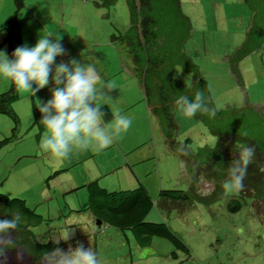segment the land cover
I'll list each match as a JSON object with an SVG mask.
<instances>
[{
  "label": "rangeland",
  "instance_id": "obj_1",
  "mask_svg": "<svg viewBox=\"0 0 264 264\" xmlns=\"http://www.w3.org/2000/svg\"><path fill=\"white\" fill-rule=\"evenodd\" d=\"M152 4L154 17L166 16L169 21H163L164 25L179 36L172 39L167 58L172 59L180 49L197 66L196 73L180 65L170 67L169 72L187 83L195 75L206 79L212 105L218 111L252 104L264 113L263 15L253 18L244 0H152ZM14 10L13 0H0V25L13 16ZM257 21L262 25H255ZM129 23L126 0H114L109 6H95L94 0H25L12 25L21 33L23 45L34 47L40 35L48 33L62 36L67 55L57 57L56 63L72 58L94 63L101 78L110 68L114 75L103 80L118 77L122 90L131 92L127 97L136 101L121 111L132 121L129 130L116 139L122 143V154L114 143L102 151L92 148L57 159L40 149L45 129L39 131L33 122L30 93L19 92L11 103L19 117L15 136L0 148V191L23 198L41 215L38 223L30 224L36 239H47L71 225L75 236L69 243L75 247L79 241L86 248L92 247L101 264H264V210L252 196H244L236 211L227 203L237 193L225 188L219 199L194 201L181 211L170 203L161 205L159 190L187 189L189 177L180 157L171 152V142L163 135L156 116L147 112L141 80L129 68L130 51L111 41V34L118 36ZM240 48L247 50L237 62L241 80L229 68V58ZM0 51L6 47L1 46ZM49 85L36 93L35 103L51 99L54 85ZM8 86L9 80L0 78V92ZM172 114L176 139L191 137L188 145L193 150L216 145L217 136L202 120L187 117L178 106L172 108ZM13 125L8 115L0 113V139L11 133ZM133 141L135 145H130ZM92 180L107 190L142 184L158 203L153 204L146 219L165 221L189 250L175 248L161 236H153L150 244L140 246L130 231L123 233L113 225L98 223L86 209L84 185ZM199 188L208 192L211 183L203 179ZM69 243L61 241V248L67 250Z\"/></svg>",
  "mask_w": 264,
  "mask_h": 264
},
{
  "label": "trees",
  "instance_id": "obj_2",
  "mask_svg": "<svg viewBox=\"0 0 264 264\" xmlns=\"http://www.w3.org/2000/svg\"><path fill=\"white\" fill-rule=\"evenodd\" d=\"M126 1L130 23L125 31L119 32L118 36L111 34V41L120 49L130 51L129 68L141 80L143 97L149 112L156 116L163 135L171 142V152L180 157L189 177L187 189H160L158 198L161 200V205L170 203L181 211L194 201L210 203L219 199L224 194L223 182L229 179L227 169L232 166L235 159L239 158L236 145L243 144L255 149L253 163L247 168L243 190L233 194L227 205L231 211H236L241 207L244 196L250 195L264 210V168L262 166L264 163V113L252 104L241 108L216 110L214 118L204 113H197L193 118L202 120L208 130L217 136L216 145L205 144L193 150L188 145L191 137L186 136L183 140L176 139L177 127L172 114V108L177 106L175 100L180 95L194 99L196 91L203 90L208 99L209 108H214L208 83L206 79L197 75L187 83L173 75L172 70L169 72L170 67L180 65L183 70L192 69L196 73L197 66L180 49L172 59L167 58L166 53H169L172 39L177 40L176 37L179 36L176 31L169 30V26L164 25L163 21H169L166 16L154 17L152 0ZM13 2L15 4L13 16L0 25V47H6L10 58L16 47L23 46L20 33L16 32L12 25L16 23V14L25 5V0H13ZM113 2L114 0H94L95 6H109ZM244 2L251 10L253 18L263 15L260 16L263 24L264 0H244ZM262 24L257 21L255 25ZM185 36L186 34L182 35L180 40L185 39ZM133 48H137L138 51H131ZM246 52L247 50L240 48L237 55L229 58V68L236 73L239 80L241 76L237 62ZM126 53L129 56V53ZM18 93L10 80L8 88L0 92V113L8 115L14 122L11 133L0 139V148L15 136L19 117L11 103L19 97ZM30 98L33 122L38 124L40 131L43 127L40 124L41 113L36 107L34 96L30 94ZM101 110L106 113L104 121L113 117L108 105H103ZM203 179L211 183L208 192H202L199 188ZM84 186L88 194L86 209L101 223L113 225L123 233L125 230L130 231L140 246L150 244L153 236H161L169 240L175 248L189 250L184 241L165 221L146 219L153 204L158 205V203L151 198L142 184L132 188L107 190L97 180H92ZM8 209H20L27 216L28 223L20 230L18 243L30 253V255L25 253L23 264H37L41 253L52 251L56 247L51 241L47 244L40 243L30 228L31 223H38L42 219L41 215L31 209L23 198L10 197L0 191V219L11 218L10 215L7 217L4 215ZM172 254L176 256L175 250H172ZM15 256L16 250H10L8 261H16Z\"/></svg>",
  "mask_w": 264,
  "mask_h": 264
},
{
  "label": "clouds",
  "instance_id": "obj_3",
  "mask_svg": "<svg viewBox=\"0 0 264 264\" xmlns=\"http://www.w3.org/2000/svg\"><path fill=\"white\" fill-rule=\"evenodd\" d=\"M61 40L62 36L56 38L48 33L40 35L34 47L27 44L16 47L11 58L6 51H0V78L10 80L18 92H28L31 96L50 83L54 85L50 89L51 99L36 103L42 117L40 124L45 129L39 147L53 158L67 159L76 151L108 148L129 130L132 121L113 109L111 92L115 87L111 81L101 78L94 63H82L76 58L56 63L57 57L67 55ZM175 104L187 117L197 113L210 118L216 116V109L209 108L203 90H197L194 99L180 95ZM103 105L112 110L113 119L109 123L104 122ZM236 147L239 158L227 169L229 179L224 184L229 193L243 190L247 168L255 155L251 146L238 144ZM4 215L11 218L0 219V264H8L10 250H16L15 259L20 264L28 252L18 243V234L27 226L28 218L20 209H8ZM97 222L101 221L97 219ZM74 236L75 230L69 225L47 239L37 238L40 243L51 241L56 245L52 251L41 253L37 264H101L92 247L86 248L79 241L75 247L69 243ZM61 241L69 243L67 250L59 247Z\"/></svg>",
  "mask_w": 264,
  "mask_h": 264
},
{
  "label": "crops",
  "instance_id": "obj_4",
  "mask_svg": "<svg viewBox=\"0 0 264 264\" xmlns=\"http://www.w3.org/2000/svg\"><path fill=\"white\" fill-rule=\"evenodd\" d=\"M20 35H21V33H20ZM114 74L111 72V70H110V68H107V70H106V72L102 75V79H106V78H110L111 76H113ZM119 78L117 77V79L116 78H114V79H111L114 83H115V90H113L112 92H111V97H112V103H113V109L114 110H118V111H123V110H125V109H128L129 108V106L131 105V104H133L136 100V98H132V99H130L129 97H127V94L128 93H131V92H127V94H126V92H124L123 90H122V83H121V81L120 80H118ZM110 80V81H111ZM114 85V84H113ZM48 86H50V85H48ZM47 86V87H48ZM124 94H125V97H124ZM122 97H123V99H122ZM145 104H146V102H145ZM110 108V107H109ZM146 108H147V112H148V114H150V112H149V108H148V106H147V104H146ZM111 109V108H110ZM105 123H106V121H104ZM116 144L117 145V148L119 149V151L121 152V154H122V151H123V146H122V143H120V141H118L117 143H116V140H114V142H113V144ZM135 141H133V142H131L130 143V145H135ZM113 144L112 145H110V146H112L113 147ZM128 147H130V146H128ZM95 152H97L96 150H95ZM92 215V214H91ZM93 217V216H92Z\"/></svg>",
  "mask_w": 264,
  "mask_h": 264
}]
</instances>
